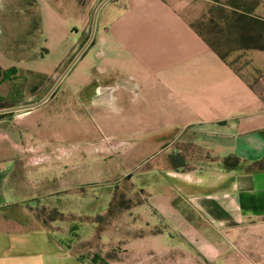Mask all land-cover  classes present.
<instances>
[{
    "label": "crops",
    "instance_id": "obj_1",
    "mask_svg": "<svg viewBox=\"0 0 264 264\" xmlns=\"http://www.w3.org/2000/svg\"><path fill=\"white\" fill-rule=\"evenodd\" d=\"M182 7V0L109 1L97 22L102 38L61 82L56 116L45 105L0 115V264H87L75 250L77 226L48 218L75 215L58 206L71 192L62 171L71 153L58 144L68 136L66 102L77 96L98 106L95 163L125 151L132 165L123 177L135 222L126 242L162 244L157 254L173 264H264V170L251 168L264 160V52L251 58V85ZM232 156L243 165L226 170Z\"/></svg>",
    "mask_w": 264,
    "mask_h": 264
},
{
    "label": "rangeland",
    "instance_id": "obj_2",
    "mask_svg": "<svg viewBox=\"0 0 264 264\" xmlns=\"http://www.w3.org/2000/svg\"><path fill=\"white\" fill-rule=\"evenodd\" d=\"M103 1L0 0V65L4 67L0 68L4 71L15 68L17 71L15 75H11V81L2 82L0 79V109L33 105L48 96L88 43L95 12ZM254 1L182 0L181 9L187 21L209 33L214 29L210 25V17L218 18L223 10L231 12L233 7L263 18L258 15L261 1L259 0L258 8L254 7ZM213 20L220 28L221 20ZM221 27L225 35L224 48L234 50L228 55L227 62L252 85L255 80L251 58L256 60V50H239V36L235 30L231 32L225 24H221ZM97 28L98 25L94 43L97 42ZM98 37L102 38L101 35ZM6 68L8 69L5 70ZM61 85L45 106H41L50 110L48 117L51 119L63 106L65 97H60ZM77 97L76 101L66 102L67 107H72L64 113L62 121V126L68 128L64 130L68 132V136L58 144L60 149L71 153L62 165L63 180L65 178L71 192L58 206L75 215L60 219L61 217L53 214L48 218L56 217L77 226V229H73L79 237L75 250L83 253L87 264H173L175 261L172 259L164 260L157 254L158 250L164 249L162 244L126 242V231L135 222L129 220L130 216L126 211L131 209L134 202L127 199L125 193L129 190L130 183L123 177L131 170L132 165L124 161L125 151L119 156L103 157L99 164L95 163L96 158H92L90 152L101 139L98 118L94 113L98 106L91 104L86 97ZM25 113L28 111L13 115ZM114 119L122 122V116H114ZM59 120L60 116L54 124L59 123ZM75 127L78 129L77 135L72 132ZM128 151L129 148L126 149ZM81 154L85 156L81 158ZM86 155H89L88 159ZM54 174L53 168V177ZM134 216L132 215V219ZM247 241L248 247L245 250L250 252L254 247L251 238ZM151 251L155 253L151 255Z\"/></svg>",
    "mask_w": 264,
    "mask_h": 264
},
{
    "label": "trees",
    "instance_id": "obj_3",
    "mask_svg": "<svg viewBox=\"0 0 264 264\" xmlns=\"http://www.w3.org/2000/svg\"><path fill=\"white\" fill-rule=\"evenodd\" d=\"M260 6V1H254V7L258 8ZM223 10L218 18L210 17V25L213 26V32H204L197 28L195 25L191 24V27L203 38V40L209 45V47L225 62H227L228 55L234 50L224 48L225 35L224 31L221 29V24H224L232 32L235 30L236 34L239 36V50H256L264 52V19L252 16L250 13L243 12L238 8L233 7L231 12H226ZM213 19H220V28ZM254 28V29H253ZM251 42V44H250ZM254 44V45H252ZM15 68L4 71L0 68V79L2 82L11 81L12 74H16ZM223 165L226 170H234L243 165L241 159L232 156L228 157L223 161ZM251 168L256 170H264V160L255 163ZM56 215V213H54ZM63 219L62 215H57ZM56 220L58 218L53 217Z\"/></svg>",
    "mask_w": 264,
    "mask_h": 264
},
{
    "label": "water",
    "instance_id": "obj_4",
    "mask_svg": "<svg viewBox=\"0 0 264 264\" xmlns=\"http://www.w3.org/2000/svg\"><path fill=\"white\" fill-rule=\"evenodd\" d=\"M109 1H111V0H104L100 4V6L98 7V9L96 10L95 16H94V21H93V29H92V33H91V36H90V39H89L88 43L81 50V52L78 54V56L73 60V62L71 63V65L68 67V69L66 70V72L64 73V75L60 78L59 82L56 84V86L53 88V90L48 94V96H46L43 100H41L40 102H38L36 104H33V105L24 106V107H15V108L2 109V110H0V115H2V114H9V113H17V112H27V111H31V110H34V109H37V108L41 107L42 105H44L46 102H48L50 100V98L53 96V94L55 93V91L57 90V88L59 87V85L61 84V82L67 77V75L69 74V72L71 71V69L76 65V63L82 57V55L87 50V48L92 44V42H93V40L95 38L96 26H97V22H98L99 13H100L102 7L105 4H107Z\"/></svg>",
    "mask_w": 264,
    "mask_h": 264
}]
</instances>
